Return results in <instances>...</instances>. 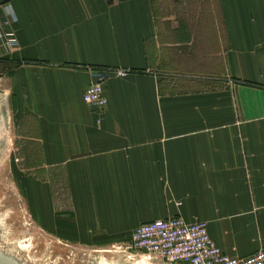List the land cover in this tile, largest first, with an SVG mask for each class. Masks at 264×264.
<instances>
[{"label": "crops", "instance_id": "0c3cea01", "mask_svg": "<svg viewBox=\"0 0 264 264\" xmlns=\"http://www.w3.org/2000/svg\"><path fill=\"white\" fill-rule=\"evenodd\" d=\"M218 1L201 43L168 27L167 0H0L16 40L0 96L55 235L122 242L182 217L229 256L264 247V0ZM96 69L112 72L103 111L83 99Z\"/></svg>", "mask_w": 264, "mask_h": 264}, {"label": "rangeland", "instance_id": "374dc122", "mask_svg": "<svg viewBox=\"0 0 264 264\" xmlns=\"http://www.w3.org/2000/svg\"><path fill=\"white\" fill-rule=\"evenodd\" d=\"M162 15L171 17L168 27H177L185 41L198 36L201 43L213 42L222 27L218 0H167ZM7 108L0 96V257L15 264H183L132 250L128 236L114 243L76 242L48 229L46 196L38 201L31 195L36 164Z\"/></svg>", "mask_w": 264, "mask_h": 264}, {"label": "built area", "instance_id": "2783aa9c", "mask_svg": "<svg viewBox=\"0 0 264 264\" xmlns=\"http://www.w3.org/2000/svg\"><path fill=\"white\" fill-rule=\"evenodd\" d=\"M4 25H8V22H0V29ZM2 39H5V44L9 47L16 45L11 31L0 30V41ZM111 73L108 70H92V79L83 94L85 103L97 111H103L108 104L104 83ZM118 74L123 75L125 72ZM130 248L170 263L264 264V247L248 257L229 256L211 238L206 222L188 223L182 217H170L141 224L132 233Z\"/></svg>", "mask_w": 264, "mask_h": 264}, {"label": "water", "instance_id": "95a60500", "mask_svg": "<svg viewBox=\"0 0 264 264\" xmlns=\"http://www.w3.org/2000/svg\"><path fill=\"white\" fill-rule=\"evenodd\" d=\"M0 264H15V263L10 260H6L0 257Z\"/></svg>", "mask_w": 264, "mask_h": 264}]
</instances>
